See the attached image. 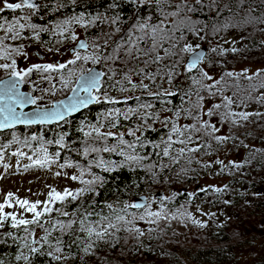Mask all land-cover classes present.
<instances>
[{
	"label": "trees",
	"instance_id": "1",
	"mask_svg": "<svg viewBox=\"0 0 264 264\" xmlns=\"http://www.w3.org/2000/svg\"><path fill=\"white\" fill-rule=\"evenodd\" d=\"M174 1L188 4L192 18L209 33L204 40V46L208 47L203 61L206 70L202 63L198 69L188 71L185 58L194 52L184 51L186 36L193 35L189 32L169 29L156 42L146 38L134 47L118 44L119 37L135 25L161 22L164 0L151 3L149 0H75V3L73 0H35L39 5L37 10L0 12V24L17 19L25 23L20 37L9 39L13 48H21L26 43H37L49 50L71 45L80 29L89 46L88 50L77 52L81 57L92 52L91 48L97 49L100 57L111 54L114 51L111 45L116 43L118 49L126 47L151 59L141 80L147 89L133 83L136 76L130 75L131 61L117 58L118 72L113 77L104 72L100 92L105 93V100L70 118L60 129L55 126L17 129L28 152L45 148L54 162L74 171L75 176L83 174L84 180L100 179L90 186L75 180L77 187L70 191L86 187L94 191H86L76 200L67 197L63 202L52 201L51 211L40 218L43 228L39 224H31L27 230L24 226L13 228L9 218L0 228V264H239L245 246L264 241V225L258 226V222L264 223V70L258 71L259 75H248L236 69L239 64L264 62V0L215 3L209 0L199 9L194 0ZM26 16L30 19H21ZM29 24H35L36 29L28 27ZM229 33L232 34L227 37ZM233 34L239 36V41L228 45ZM5 35L0 30V37ZM12 56L16 59L18 55ZM95 64L101 65L92 63ZM88 68V61H77L62 73L50 72L49 78L43 81L53 86L56 77L60 83L62 76L77 80L81 70L86 72ZM176 68L180 69L181 80L173 73ZM201 71L212 79L203 78ZM229 72L233 75L228 76ZM126 75L131 77V84L125 80ZM6 77L9 72L0 69V80ZM163 82L173 84L170 92L175 95L155 91ZM132 84L137 87L133 88ZM68 87L71 89V85ZM121 87L125 90L121 91ZM227 100L232 103L228 104ZM143 104L153 107H140ZM215 105L220 108L215 109ZM210 109L215 114L209 117L205 113ZM241 113L247 114L248 119L244 120ZM155 114L159 119L152 118ZM197 115L219 129L214 135L228 139L217 142L203 132L196 133L188 147H199L198 152L173 159L176 150L184 147L173 144L170 156H164V141L173 122L179 126L191 125L197 122ZM133 131L135 136L129 134ZM109 132L113 135H107ZM9 133H0V152ZM121 136L134 149L122 144ZM105 148L115 150L104 151ZM127 155L145 159L130 161ZM211 173L227 179L220 191L201 187L199 180ZM212 193L214 197L210 200ZM143 195L148 197V205L141 209L131 207ZM227 195L233 199L234 211L229 222L216 226L211 222H194L198 221L195 207L200 209L206 202L214 206ZM249 198L253 199L252 210L247 209ZM65 212L67 215H63ZM150 212L161 215L149 216ZM119 216L131 223L118 220ZM81 220L85 228L97 231L109 223L116 228L108 229L109 234L103 239L95 234L89 237L87 231L81 230ZM61 225H64L62 229ZM240 229L244 233L251 230V234L241 239ZM45 236L46 241L42 239ZM89 243L92 247L85 252ZM57 247L60 252L56 251ZM31 248L37 251L31 252ZM57 256L60 259L54 258ZM252 264H264V256Z\"/></svg>",
	"mask_w": 264,
	"mask_h": 264
},
{
	"label": "rangeland",
	"instance_id": "2",
	"mask_svg": "<svg viewBox=\"0 0 264 264\" xmlns=\"http://www.w3.org/2000/svg\"><path fill=\"white\" fill-rule=\"evenodd\" d=\"M180 1L181 0L178 2ZM187 1L188 0H182L181 2L188 3ZM194 1L196 3V8L198 9L204 3L209 2V0ZM212 1L215 3L219 0ZM9 2L18 3L20 0H9ZM149 2L151 3L153 0H149ZM187 6L188 4H176L174 0H164L161 5V15H163L161 22L155 24L146 23L144 25H135V27L128 30L125 35L119 37L118 44L120 43L127 47H134L146 38L156 42L159 41L169 29H172L173 31L192 33L194 37L193 35H187L185 43L187 45H192L194 51L200 49L204 46V40L209 33L206 32L204 26H199L198 22L192 18L191 12L187 10ZM230 34L232 33H229L227 37ZM75 35V40L71 45L66 44L50 50L45 49L37 43L24 44L21 49L26 53V56L18 55L16 57L18 70H27L33 65L68 64V61L75 59L76 56V53L71 54V49L79 40L85 39L84 33L80 29L76 31ZM238 41L239 36L233 34L231 39L228 40V45H235ZM4 43L9 48H13L9 39L5 40ZM111 46L114 51L103 57H100L97 49L91 48L92 52L87 56L91 57L96 55L100 57L99 63H103L101 65H92L93 62L89 60L88 69H91L94 66H101L103 72H106L110 77H113L115 72H118L119 70L115 59L121 58L125 61L130 60L131 63L128 65L131 70L130 75L136 76V78L133 79V83L141 85V80L145 74L144 68L151 64V59L138 54L135 50H126V47L118 49L116 43ZM158 49L159 48L154 51H157ZM189 55L186 56L185 61ZM4 62H6V60H1L0 64H3ZM202 67L206 70V64L203 63ZM236 69L238 72L241 71L242 74H254L260 70H264V62L243 63L239 64ZM173 73L178 74L180 80L182 79L180 69L176 68ZM49 74L50 72L41 71L35 75L30 74V76L27 77V82L24 83V90L32 94L36 100V103L34 104L35 108L50 107L53 102L59 101V98L62 95L66 94L65 97H67L73 90L76 84L75 81H77L71 79V84L65 85L64 83L59 82V77H56L52 82L54 85L50 86L48 82L43 81V79L49 78ZM68 85H71V89ZM172 89L173 84L163 82L157 86L155 91H163L165 93L170 92ZM95 95L99 96L100 100L106 99L105 93L102 94L100 91L95 92ZM62 124L55 125V127H59L58 129H60ZM37 128L41 129L43 126H38ZM17 129L12 130L11 133L6 135L5 144L2 146L3 149L0 152V154H2L0 155V204L5 203L8 193H12L13 198L10 201L12 207H6L4 211L16 215L18 219L29 220L34 217L33 213L28 212L25 208H21L17 202L18 200H28L30 203L39 201L41 203L37 210L43 211V204L49 201V194L52 189L63 193L66 189L70 190L76 188L77 183L75 180L71 179L72 176H75L74 171L61 167L49 157L48 153V159L47 161L45 160V148L28 152L26 150L27 145L24 144L22 135ZM14 153H23L24 155H15ZM232 158L234 159V156ZM36 161H40V163H36ZM57 173H59V175H57ZM212 175H205L199 180L201 187H213L216 190L221 189L226 184L227 179L214 177V175ZM190 192L192 193L193 191L190 190ZM213 197L214 193L209 196V199L211 200ZM232 205L233 199L230 195H227L223 202L214 206L209 202H206L202 204L200 209L199 207H195V217L198 221L211 222L213 226L224 225L233 217L234 211ZM253 208V199L249 198L247 201V209L252 210ZM263 225V222H258L259 227H262ZM244 230L246 231V226L244 227ZM247 234H251V230L244 233L243 229H240L239 237H241V239ZM261 243L264 244V241L261 240L253 244L250 243L249 246L247 245L248 248L245 246V251L241 254L239 264H252L255 262L256 258L264 256V246H261Z\"/></svg>",
	"mask_w": 264,
	"mask_h": 264
},
{
	"label": "snow or ice",
	"instance_id": "3",
	"mask_svg": "<svg viewBox=\"0 0 264 264\" xmlns=\"http://www.w3.org/2000/svg\"><path fill=\"white\" fill-rule=\"evenodd\" d=\"M73 3H75V0H73ZM39 8V5L35 3V0H20V2H9V0H0V12H3L4 10H21L29 9V10H37ZM21 19L28 20L30 17H22ZM65 23L70 24L71 21H65ZM79 23V21H77ZM28 27L35 30L36 25L35 24H29ZM57 27H60L59 25ZM25 29V23H21L20 19H17L13 21L12 23H9L7 20L4 21L3 24H0V30H3L6 35L3 37H0V60H9L10 63H3L0 64V69H3L6 72H9V79L6 81H3L0 83V129L4 128H10L15 126L16 124H43V123H50L54 119H63L64 115L66 114V111H74L77 108L81 106H86L88 103L92 101L99 102L100 97L97 95H94V92H98L100 90V76L104 75L101 73H97L92 69H88L86 72L81 70L80 72V78L83 81L79 85V87L86 93L84 97H73L71 101L67 105H63V102H61L64 110H56V111H37L35 113H28L24 112L23 108L27 104H35L36 100L35 98H32L28 95H25L24 93L20 92V86L27 82V77L30 76V74L33 71H41V72H63L64 69L68 67L69 64L75 65L77 61L83 60L84 62H87L91 60L93 63H99L100 57L93 55L91 57L84 56L81 57L79 53L76 54L75 59L69 60L68 64H60V65H33L32 67H29L27 70H18L17 68V62L16 59L13 58L12 54L16 55H25L21 48H9L5 45L4 41L7 39L16 40L20 37L21 32ZM75 38V37H73ZM80 48H86L88 45L81 43ZM186 52H193L194 49L192 45H187L184 49ZM235 51V49H233ZM159 59V58H158ZM202 59L201 56L194 55L191 59V62L187 65L188 71H191L198 62ZM73 73L70 71L68 72V76L71 77ZM201 75L203 78L211 80L212 77L209 76L207 72L201 71ZM228 76H232L233 73L229 72L227 73ZM259 75V73H257ZM251 79V77H249ZM125 80H127L131 84V77L125 76ZM62 83L65 85L70 84L71 81L63 79L62 76ZM132 87L135 88L137 85L132 84ZM140 87L147 89V85L141 84ZM125 90L123 87H121V91ZM164 95H175V92H165ZM150 95H159V93H150ZM139 100V97L136 98ZM111 103H117L115 100H111ZM228 104H231V100H227ZM140 107L142 108H152V104H143ZM20 109V111H17V109ZM220 105H215V109H219ZM53 109H56V105H53ZM132 109H129V112H132ZM191 113L189 112V115ZM214 111L212 109L208 110L205 115L212 116L214 115ZM117 115H119V110H117ZM177 116H179V113H176ZM235 115V114H233ZM240 116L244 119H248V115L241 113ZM155 119H159V115L155 114ZM147 117L145 118V120ZM196 123H193L191 125H184L179 126L175 122L172 124V128L170 131V134L168 136V139L164 141L165 148L163 150L164 156H170L172 145L173 144H180L184 147L179 148L176 150V157H173V159H177L179 157L184 156L186 153H195L199 151V147H188L189 144L193 143V135L196 133L203 132L204 135L211 136L213 139H215L217 142H223L228 137L225 136H216L214 135L216 132L219 131L217 127L214 124L209 123L207 120H203L199 115L196 117ZM165 124L168 123L167 120L164 121ZM138 130V129H137ZM187 133V135H186ZM130 135L135 136L136 131H133L129 133ZM107 135L111 136L113 133L109 132ZM176 136L177 139L173 140L172 137ZM32 139H36L33 137ZM121 143L127 144L129 148L134 149V145L128 144L127 141H124L121 136ZM61 140H63V137H61ZM156 147H160V145H156ZM115 149H109L105 148L104 151H114ZM45 151V160L47 161V152ZM15 155H24L23 153H14ZM121 155H125L123 152H120ZM2 155V154H0ZM126 159L130 161L140 162L145 159V157L142 156H136V155H127ZM36 163H40V161H36ZM220 163V162H218ZM207 166V165H206ZM59 175V173H57ZM83 174H81L80 177L72 176L71 179L73 180H80V183L90 186L94 184L97 180H99V177H96L94 180H84L82 178ZM86 191H94V189H91L90 187L81 188L77 192H72L70 190H65L63 193L57 192L55 189H52L51 193L49 194V201L43 204V211H38L37 209L40 207L41 202H35L30 203L28 200H18L21 208H25L28 212L33 213L34 218L32 220L28 219H18L16 215L6 213L4 210L6 207H12L10 201L12 200L13 196L12 193L7 194V200L5 203L0 204V216L3 217L2 220H0V228L4 227L5 222L10 218L12 221V227L17 228L19 226H24L25 230L28 229V226L31 224H39L40 227L43 228V224L40 223V218L45 214L49 213L51 209L49 208V204L54 201L58 200L63 202L67 197H71L72 200H76L77 197L85 193ZM217 191H220V189H217ZM109 208H112V205H108ZM128 207V206H126ZM131 207H141V205L133 204ZM63 215H67V213H63ZM149 216L159 217L161 214L159 212H150L148 213ZM144 217H141L143 219ZM118 220L125 221V223H131L130 221H126L124 216L117 217ZM151 222V221H150ZM195 223H200L199 221H194ZM81 224V230L87 231V234L89 237H92L93 234L98 239H103L105 235L109 234L108 229L116 228V225L109 223L106 228H104L102 231H97L96 229L92 227H84V221H80ZM71 226L70 224L68 225ZM203 226V225H201ZM64 227V225H61V229ZM131 230V229H129ZM47 231V230H46ZM135 231L140 232L139 229H135ZM141 235H143L142 232H140ZM43 240H47V236L42 237ZM33 243L35 241L33 240ZM27 246V245H26ZM91 243L88 244V246L84 249L85 252L88 251L89 248H91ZM31 252H36V248H31ZM57 252H60L61 249L59 247L56 248ZM55 259H60V257H54ZM19 259V257H18ZM25 260H27V257H24Z\"/></svg>",
	"mask_w": 264,
	"mask_h": 264
},
{
	"label": "water",
	"instance_id": "4",
	"mask_svg": "<svg viewBox=\"0 0 264 264\" xmlns=\"http://www.w3.org/2000/svg\"><path fill=\"white\" fill-rule=\"evenodd\" d=\"M81 43H84V44L88 45V43H87V41L85 39L79 40L77 42V44L71 49V51H70L71 54L88 50L89 46L86 47V48H80L79 45ZM207 53H208V47L207 46H202L200 49L194 51L192 54H190L188 56V58L186 60V65H188L191 62V59H192V57L194 55L198 54L199 56L202 57V59L193 68V70L198 69L200 67V65L203 63V61L206 59ZM92 70H94L97 73L104 74V72L98 66L93 67ZM8 79H9V77H6V78L0 80V83H2L3 81H6ZM103 79H104V75H101L100 76V90L103 87V85H102ZM81 83H83V81L79 77L77 79L76 84H75L73 90L71 91V93L67 97H65V98H63V99H61L59 101L54 102L50 107H47V108H35L34 104H27L26 106H24L23 111L24 112H28V113H35L38 110L39 111H44V110H47V111L64 110L61 102H63V105H67L69 103V101L72 100L73 97H84L86 95V93L79 87V85ZM20 92H22L25 95H28V96L34 98V96L32 94H30V93H28L27 91L24 90V84H22L20 86ZM93 94L95 95V92ZM97 103L98 102H96V101H92V102L88 103L86 106H81V107L77 108L74 111H66V114L64 115L63 119H54L50 123H43V124H30V125L16 124L15 126L10 127V128L0 129V133H5V132H8V131H12V130L20 128V127H38V126L52 127V126H55V125H60V124H62L64 122H66L67 120H69L70 118L78 116L79 114H81L84 111L88 110L90 107H92L93 105H95ZM53 105H56V109H53ZM17 111H20V109L18 108ZM148 203H149L148 197L146 195H143V196H140L137 200H135L134 204L141 205V207H138V209H141V208L146 207L148 205Z\"/></svg>",
	"mask_w": 264,
	"mask_h": 264
}]
</instances>
